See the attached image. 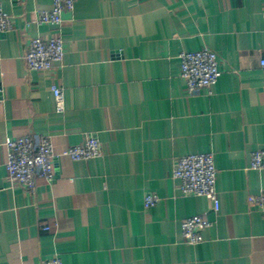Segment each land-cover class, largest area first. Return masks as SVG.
<instances>
[{"label": "crops", "instance_id": "1", "mask_svg": "<svg viewBox=\"0 0 264 264\" xmlns=\"http://www.w3.org/2000/svg\"><path fill=\"white\" fill-rule=\"evenodd\" d=\"M0 2L13 21L0 32V264H264V206L250 201L264 192L251 168L264 150V0H77L59 27L38 19L51 0ZM57 33L63 65L28 68L31 39ZM204 47L221 75L192 94L180 54ZM25 134L51 136L57 153L95 134L104 152L55 157L54 180L32 193L5 168L7 138ZM200 152L215 156L219 211L172 175ZM193 215L212 222L198 244L181 230Z\"/></svg>", "mask_w": 264, "mask_h": 264}, {"label": "built area", "instance_id": "2", "mask_svg": "<svg viewBox=\"0 0 264 264\" xmlns=\"http://www.w3.org/2000/svg\"><path fill=\"white\" fill-rule=\"evenodd\" d=\"M52 6L39 12L40 23L61 26L63 14L72 11L77 0H51ZM12 16L4 9L0 2V32L12 28ZM65 50L64 39L60 33L49 38L35 36L31 39L25 53L28 68L33 70H52L62 66ZM181 76L185 79L187 90L196 93L203 88L210 89L218 81L221 70L216 52L208 47L200 50L185 51L180 54ZM264 66V58L260 60ZM52 92L58 112L65 111L64 88L57 83L52 84ZM7 157L5 168L12 182H19L25 188L35 193L37 179L43 178L52 182L55 178L54 158L68 156L72 160H89L101 156L104 152L100 138L95 134H88L85 140L74 146H69L61 152H55L51 136H32L25 134L15 138H7L5 142ZM251 168L264 169V150L253 152ZM217 166L213 152L191 153L179 157L174 165L173 178L178 180L179 189L183 194L205 196L214 205V210L220 209V198L217 190ZM159 196L154 192L146 194L144 202L147 208L154 206ZM250 201L264 206V192L251 195ZM212 222L204 215H193L181 221L182 235L186 242L198 244L203 240L202 231L209 228ZM47 224L45 229H50ZM41 264H64L57 254L43 260Z\"/></svg>", "mask_w": 264, "mask_h": 264}]
</instances>
